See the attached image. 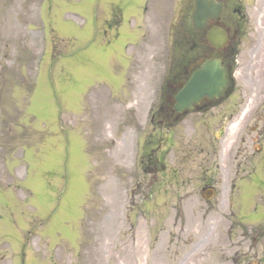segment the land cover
Instances as JSON below:
<instances>
[{
  "label": "rangeland",
  "instance_id": "1",
  "mask_svg": "<svg viewBox=\"0 0 264 264\" xmlns=\"http://www.w3.org/2000/svg\"><path fill=\"white\" fill-rule=\"evenodd\" d=\"M142 1L0 0V231L33 226L34 264H264V165L237 181L213 125L239 93L171 128L148 116L194 0ZM235 1V40L203 47L250 96L264 0Z\"/></svg>",
  "mask_w": 264,
  "mask_h": 264
},
{
  "label": "flooded vegetation",
  "instance_id": "2",
  "mask_svg": "<svg viewBox=\"0 0 264 264\" xmlns=\"http://www.w3.org/2000/svg\"><path fill=\"white\" fill-rule=\"evenodd\" d=\"M260 51V48H258L254 60L256 73L264 72V53ZM206 58V53L196 55L194 50L180 54L179 61L169 71L166 85L162 86L163 97L158 100L156 112L159 123H165L170 128L174 125L178 126L181 122L189 119L191 114H196L199 117L205 116L222 104L224 99L203 96L197 102L193 103L191 110L189 108L178 110V97L182 94L184 87L193 73L201 67V64L204 63ZM247 95L248 92L241 89V92L235 98L231 107H228V112L220 114V111H218V116L213 120L214 131L217 128H221L222 133L225 134V141L228 140L231 132L234 133V139L229 146L231 150L234 149L235 151L236 177L240 179L243 177V172L251 173L258 166L264 165V82H255L250 96ZM213 115L215 116V114ZM232 121L236 124L234 130L230 131ZM206 127L209 130L210 124H206ZM164 142L163 135L158 137L156 152L163 147ZM158 162L161 164V170H164L166 167L162 157L158 156L155 159V163ZM28 234L29 236L26 237V247L33 246L34 244L30 237L32 231L28 230ZM14 249L17 250L16 247ZM14 249L6 247L4 250L8 255L9 251ZM10 255L13 258L17 256L13 252ZM29 256L27 251H23V262Z\"/></svg>",
  "mask_w": 264,
  "mask_h": 264
},
{
  "label": "water",
  "instance_id": "3",
  "mask_svg": "<svg viewBox=\"0 0 264 264\" xmlns=\"http://www.w3.org/2000/svg\"><path fill=\"white\" fill-rule=\"evenodd\" d=\"M221 10V1L196 0V10L193 15L195 27L197 29H203L207 25L210 18H219ZM208 38L212 45L220 48L231 37L228 36L224 30L215 28L209 32ZM225 84V71L223 68H221L219 61H215L208 63L205 69L196 75L195 79L187 89H191V91L196 92L197 90H200L197 88L202 86L201 94H216L218 96L223 91ZM198 96L201 95L199 94ZM195 98H192L191 100Z\"/></svg>",
  "mask_w": 264,
  "mask_h": 264
},
{
  "label": "bare ground",
  "instance_id": "4",
  "mask_svg": "<svg viewBox=\"0 0 264 264\" xmlns=\"http://www.w3.org/2000/svg\"><path fill=\"white\" fill-rule=\"evenodd\" d=\"M258 20H259V24H262V16L261 15L259 16Z\"/></svg>",
  "mask_w": 264,
  "mask_h": 264
}]
</instances>
